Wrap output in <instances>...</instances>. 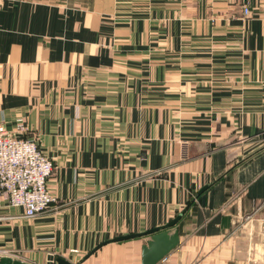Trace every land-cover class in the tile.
I'll list each match as a JSON object with an SVG mask.
<instances>
[{"label": "crops", "instance_id": "1", "mask_svg": "<svg viewBox=\"0 0 264 264\" xmlns=\"http://www.w3.org/2000/svg\"><path fill=\"white\" fill-rule=\"evenodd\" d=\"M17 124L58 204L27 217L0 195V252L141 264L149 235L108 240L181 213L157 264H264V0H0Z\"/></svg>", "mask_w": 264, "mask_h": 264}, {"label": "built area", "instance_id": "2", "mask_svg": "<svg viewBox=\"0 0 264 264\" xmlns=\"http://www.w3.org/2000/svg\"><path fill=\"white\" fill-rule=\"evenodd\" d=\"M247 12L245 8L244 13ZM24 132L21 124L14 130L0 125V195L9 205L21 207L24 216L32 217L55 208L58 201L47 188V179L54 169L53 159ZM0 254L18 256L7 250Z\"/></svg>", "mask_w": 264, "mask_h": 264}, {"label": "water", "instance_id": "3", "mask_svg": "<svg viewBox=\"0 0 264 264\" xmlns=\"http://www.w3.org/2000/svg\"><path fill=\"white\" fill-rule=\"evenodd\" d=\"M180 216L181 213H179L175 218H173L162 226H156L140 233L115 236L108 241H117L136 236L149 235V238L147 239L146 243H144L141 247V264H157L179 244L180 236L178 229L174 228V230L171 232V227L178 221ZM103 243L105 242H101L100 244H98L91 250V252H93L97 247H99ZM52 260L53 255H49L46 264H52ZM57 261V264H69L59 258L57 259ZM0 264L27 263L16 258H11L9 256H0Z\"/></svg>", "mask_w": 264, "mask_h": 264}, {"label": "rangeland", "instance_id": "4", "mask_svg": "<svg viewBox=\"0 0 264 264\" xmlns=\"http://www.w3.org/2000/svg\"><path fill=\"white\" fill-rule=\"evenodd\" d=\"M16 259H18V258H16Z\"/></svg>", "mask_w": 264, "mask_h": 264}]
</instances>
